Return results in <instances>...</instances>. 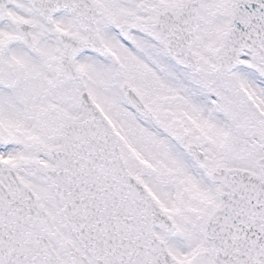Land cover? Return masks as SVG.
Masks as SVG:
<instances>
[{
    "label": "snow or ice",
    "instance_id": "snow-or-ice-1",
    "mask_svg": "<svg viewBox=\"0 0 264 264\" xmlns=\"http://www.w3.org/2000/svg\"><path fill=\"white\" fill-rule=\"evenodd\" d=\"M0 264H264V0H0Z\"/></svg>",
    "mask_w": 264,
    "mask_h": 264
}]
</instances>
